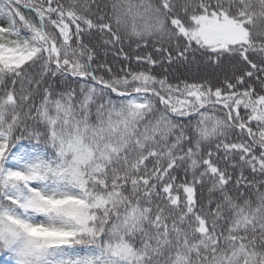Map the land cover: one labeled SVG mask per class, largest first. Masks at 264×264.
<instances>
[{
	"label": "snow or ice",
	"instance_id": "1",
	"mask_svg": "<svg viewBox=\"0 0 264 264\" xmlns=\"http://www.w3.org/2000/svg\"><path fill=\"white\" fill-rule=\"evenodd\" d=\"M0 264H264V0H0Z\"/></svg>",
	"mask_w": 264,
	"mask_h": 264
},
{
	"label": "trees",
	"instance_id": "2",
	"mask_svg": "<svg viewBox=\"0 0 264 264\" xmlns=\"http://www.w3.org/2000/svg\"><path fill=\"white\" fill-rule=\"evenodd\" d=\"M101 55L103 56L104 54H103V52L101 53ZM107 59L109 60V61H112V53H108V56H107ZM119 65H117V67H118Z\"/></svg>",
	"mask_w": 264,
	"mask_h": 264
}]
</instances>
